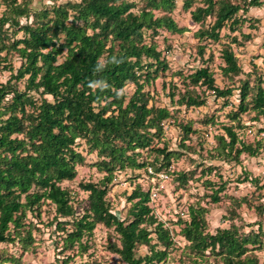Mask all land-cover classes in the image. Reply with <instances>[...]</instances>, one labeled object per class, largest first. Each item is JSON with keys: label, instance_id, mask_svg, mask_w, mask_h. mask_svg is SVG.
Returning <instances> with one entry per match:
<instances>
[{"label": "trees", "instance_id": "trees-1", "mask_svg": "<svg viewBox=\"0 0 264 264\" xmlns=\"http://www.w3.org/2000/svg\"><path fill=\"white\" fill-rule=\"evenodd\" d=\"M58 1L53 0L50 8L29 12L25 2L0 0V63H5L0 68L10 73L8 80L0 84V243H12L19 238L27 213L37 211L42 202L51 203L60 218L73 216L69 192L60 184L74 180L75 167L84 162L85 157L78 150L82 142L89 153L95 152L100 158L95 167L104 176L100 185L80 184L88 193V208L75 220L74 230L66 235L63 248L78 244L79 251L86 252L81 239L100 224L113 228L119 236V246L113 245L111 251L123 264H160L167 258L173 242L169 230L149 206L151 193L139 185L132 190L126 198L132 202L127 213L129 220L112 214L105 197L106 185L126 162L131 168L147 171L149 167L155 172L161 171V166L155 167L160 157L169 162L170 154L165 148L156 150L154 164L148 166L136 164L134 156L128 153L148 149L153 135L169 117L165 108L148 106L140 80L144 65L150 69L160 64L161 71L166 69L159 61V52L147 45L144 37L145 31L152 36L160 29L181 32L170 16L155 17L152 12L166 13L174 8L175 1L146 0L139 13L132 12L134 4L128 0L56 4ZM263 4L264 0H244L243 4L202 0L200 6L190 11V17L194 24L213 18L212 24L199 30V37L216 41L227 24L234 31L245 22L244 14L249 8ZM183 8L188 10L189 3L185 2ZM240 11L242 18L237 16ZM244 37L249 38V34ZM11 53L21 60L15 72L6 62ZM62 56L63 61L58 63ZM142 59L146 64H142ZM221 59L223 76L241 73L227 45L221 50ZM145 75L144 80H149V73ZM187 79L191 87H186L177 102L186 108L205 104L203 95L195 88H204L217 98L232 93L230 89H219L206 68L196 70ZM21 81L23 90L18 88ZM126 83L135 85V92L128 98L122 93ZM173 96L169 98L172 100ZM238 101L236 116L251 110L255 116L264 117V82L255 88L244 82ZM223 130L227 140L218 136L216 150L225 160L237 162L242 154L257 155L260 140L246 144L238 140L232 128ZM178 180L184 185L188 178L180 174ZM246 180L258 182L254 178ZM259 185L264 190V183ZM223 187L206 196L212 204L221 201ZM233 201L237 205L246 203L244 199ZM254 209L256 220L252 223L239 226L232 221L227 228L209 232L207 209L200 204L189 205L187 219H177L182 227L179 234L187 242L180 261L264 264V259L258 256L264 251V204ZM152 235L156 239L153 245ZM158 245L163 249H158ZM138 246H146L149 254L136 257ZM11 262L19 264L14 258Z\"/></svg>", "mask_w": 264, "mask_h": 264}, {"label": "rangeland", "instance_id": "rangeland-1", "mask_svg": "<svg viewBox=\"0 0 264 264\" xmlns=\"http://www.w3.org/2000/svg\"><path fill=\"white\" fill-rule=\"evenodd\" d=\"M19 1L27 4L29 12H38L54 4L53 0ZM79 1L59 0L56 4ZM128 1L134 4V13L145 8L146 0ZM174 1L172 10L166 13L152 12L155 17L164 14L170 16L181 32L160 29L152 36L150 31H145L144 37V42L159 52V61L166 69L161 71L160 64L150 69H145L144 65L140 80L148 106L165 108L169 117L161 123L158 133L150 131L155 135L148 149L128 153L134 156L136 164L148 166L154 164L156 150L165 148L170 154L169 162L162 161V157L158 162L154 161L157 162L155 167L161 166L159 172L151 170L154 174L150 173L149 167L147 171L144 168H131L126 162L121 172L116 173L115 179L106 185L105 197L112 214L123 220L127 218L132 203L126 198L137 185L151 193L149 206L157 220L169 230L173 242L167 258L160 264H187L180 261L187 242L179 234L182 227L177 224V219H187L189 205L200 204L207 209L208 230L214 232L216 228H227L232 221L239 226L244 222L252 223L256 220L254 208L264 204V190L259 187V184L264 183V117L255 116L251 110L236 116L239 89L243 83L248 82L250 87L255 88L259 82H264V4L259 8H249L241 26L230 31L227 24L220 31L219 39L211 41L200 38L199 30L212 24L213 18L194 24L190 17V11L200 6L202 0ZM230 1L243 4L244 0ZM185 2L189 3L188 10L183 8ZM237 16H243L242 12ZM244 34H249V38L244 37ZM17 37L20 38L21 34ZM224 45L232 50L241 68L237 76L225 77L222 74L224 63L221 50ZM63 59L64 56L58 58L57 62ZM6 62L14 72L21 65V60L12 53L7 56ZM147 62L155 64L151 60ZM3 64L0 63V67ZM142 64H146L145 59H142ZM200 68H206L212 74L219 89L232 90L231 95L217 98L211 92L204 91V88H195L198 94L203 95L205 104L197 108L179 105L177 102L181 93L187 86L191 87L187 76ZM147 72L149 80H144ZM9 76L7 70L0 68V84H4ZM18 88L23 90L22 81ZM134 92L133 83H126L122 89L127 98ZM252 93H249L248 100H251ZM171 94H174L172 100L169 98ZM47 99L51 100L50 97ZM224 127L232 128L243 143L253 145L260 140L257 155L251 157L242 154L237 162H229L217 154V137L226 138ZM78 150L85 157L84 162L75 167L74 180L60 184L62 189L69 192L73 216L60 218L56 216L51 203L42 202L37 211L27 213L19 238L12 243H0V264H13L12 258L19 264H123L111 251L113 245L119 246V236L113 228L100 224L95 226L91 234L82 237L81 243L87 248L86 252L79 251L78 244L63 248L66 235L74 230L75 220L88 208V193L80 188V184L100 185L104 176L95 167L100 161L96 153H89L82 142H79ZM180 174L188 178L184 185L178 180ZM246 178H254L258 182L253 183ZM221 185L224 186L220 194L221 201L212 204L206 196ZM234 199H244L246 203L237 205ZM236 214L240 220L236 219ZM59 222H62L61 226L57 225ZM152 238L151 244H156L155 236L152 235ZM157 248L163 249L159 245ZM148 254L146 246H138L135 250L136 257ZM258 256L263 260L264 251Z\"/></svg>", "mask_w": 264, "mask_h": 264}, {"label": "crops", "instance_id": "crops-1", "mask_svg": "<svg viewBox=\"0 0 264 264\" xmlns=\"http://www.w3.org/2000/svg\"><path fill=\"white\" fill-rule=\"evenodd\" d=\"M263 233H264V225H263V229H262Z\"/></svg>", "mask_w": 264, "mask_h": 264}, {"label": "built area", "instance_id": "built-area-1", "mask_svg": "<svg viewBox=\"0 0 264 264\" xmlns=\"http://www.w3.org/2000/svg\"><path fill=\"white\" fill-rule=\"evenodd\" d=\"M149 171H150V173L154 174L153 172H151V170H149Z\"/></svg>", "mask_w": 264, "mask_h": 264}]
</instances>
